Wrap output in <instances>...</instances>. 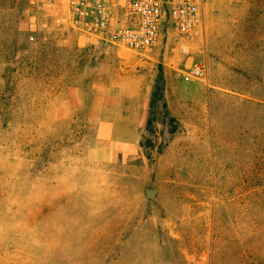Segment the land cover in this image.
I'll use <instances>...</instances> for the list:
<instances>
[{"label":"rangeland","instance_id":"1","mask_svg":"<svg viewBox=\"0 0 264 264\" xmlns=\"http://www.w3.org/2000/svg\"><path fill=\"white\" fill-rule=\"evenodd\" d=\"M204 10L140 55L0 0V264H264V0Z\"/></svg>","mask_w":264,"mask_h":264},{"label":"built area","instance_id":"2","mask_svg":"<svg viewBox=\"0 0 264 264\" xmlns=\"http://www.w3.org/2000/svg\"><path fill=\"white\" fill-rule=\"evenodd\" d=\"M204 3L205 0H40L49 15L41 23L32 16L29 29L32 33L42 29L51 32L66 24L91 35L109 34L129 50L146 55L165 32L187 38L198 35L204 27ZM204 71L202 65H196L189 76L199 78Z\"/></svg>","mask_w":264,"mask_h":264},{"label":"trees","instance_id":"3","mask_svg":"<svg viewBox=\"0 0 264 264\" xmlns=\"http://www.w3.org/2000/svg\"><path fill=\"white\" fill-rule=\"evenodd\" d=\"M164 98V77L162 74L159 75L157 84L153 93L152 103L155 105L157 100H162ZM166 105V103H164ZM152 105V107H153ZM153 121V118H150L149 123Z\"/></svg>","mask_w":264,"mask_h":264}]
</instances>
